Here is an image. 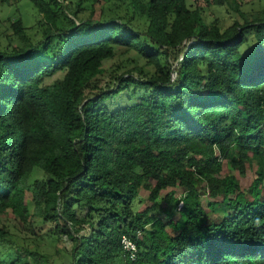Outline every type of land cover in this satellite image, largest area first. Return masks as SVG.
I'll return each mask as SVG.
<instances>
[{
    "label": "trees",
    "instance_id": "trees-1",
    "mask_svg": "<svg viewBox=\"0 0 264 264\" xmlns=\"http://www.w3.org/2000/svg\"><path fill=\"white\" fill-rule=\"evenodd\" d=\"M31 1L44 40L31 43L19 17L12 28L27 43L0 50V241L10 234L2 214L27 221L31 199L57 234L74 239L71 264H264V12L223 30L188 0H131L149 22L140 31L94 11L80 18L81 0L74 11ZM185 40L194 42L172 81L160 57ZM117 47L137 51L155 73L96 85ZM131 85L148 95L112 109ZM225 159L241 173L246 162L258 166L248 190L224 174ZM35 168L48 177L30 183ZM177 187L180 196L168 191ZM143 188L150 205L135 210ZM124 234L137 241L136 260Z\"/></svg>",
    "mask_w": 264,
    "mask_h": 264
},
{
    "label": "rangeland",
    "instance_id": "rangeland-1",
    "mask_svg": "<svg viewBox=\"0 0 264 264\" xmlns=\"http://www.w3.org/2000/svg\"><path fill=\"white\" fill-rule=\"evenodd\" d=\"M80 0H66V4L71 10L78 8ZM82 8L85 10L79 14L80 18L90 17L94 11L95 19L101 18V21L115 19L124 23H130L132 27L140 31L146 30L149 22L142 17L133 7L131 0H81ZM188 5L194 9L196 6L203 8V18L207 25L217 23L221 29H226L235 21L244 22L245 17L252 18L264 12V0H227L225 5L207 4L206 0H188ZM71 12V11H70ZM72 13V12H71ZM21 17L26 25V33L31 43L36 45L45 38L47 26L42 21V15L31 0H9L4 3L0 0V50L12 49L21 46L24 41L16 35L12 28V22ZM77 17L78 21L81 19ZM67 25L66 19L59 18L58 27ZM249 37L252 34L247 32ZM186 45L172 54H162L160 59L165 67H173L183 55ZM179 55V58H175ZM104 72L98 76L96 85L103 88L112 87L118 77L132 73L135 77H149L155 73L156 67L149 62L147 58L141 56L135 50H127L123 47H117L113 58L107 59L103 64ZM57 74L48 82L61 77ZM177 75H175L176 78ZM148 95V89L139 85H131L114 102L112 109H119L125 104L134 103ZM224 174L233 173L240 180L242 187L248 190L253 184L254 179L259 174V168L256 164L246 162L245 171L232 165L228 159L224 160ZM48 175L40 168H35L30 177V183L35 180L46 179ZM201 198L206 207L207 216L210 220L217 219L208 206L210 197L205 188V184H200ZM264 195V180L262 183ZM177 191L176 195H182L181 188H168V191ZM31 216L23 222L10 210L2 214L3 223L8 227L10 234L6 239L0 241V255L4 264H12L19 257H22L29 264H71L72 249L75 241L67 235H59L55 232L54 222H46L43 216L38 213L34 203L28 199ZM146 205H150L149 190L143 188L136 201L133 203L135 210H140Z\"/></svg>",
    "mask_w": 264,
    "mask_h": 264
},
{
    "label": "built area",
    "instance_id": "built-area-1",
    "mask_svg": "<svg viewBox=\"0 0 264 264\" xmlns=\"http://www.w3.org/2000/svg\"><path fill=\"white\" fill-rule=\"evenodd\" d=\"M59 1L66 4V0H59ZM193 42H194L193 40H185L183 45L189 46ZM179 59L180 60L178 61V63L176 65H174L172 68V72H171L172 81H175L178 77L177 67L179 65V62L183 60V56H181ZM175 75H177L176 78H175ZM141 234H142V232L138 233V235H141ZM121 242L123 245V249L129 253L131 259L136 260V258L138 256V252H139L137 241L134 238L130 237L129 235L124 234L122 236Z\"/></svg>",
    "mask_w": 264,
    "mask_h": 264
}]
</instances>
